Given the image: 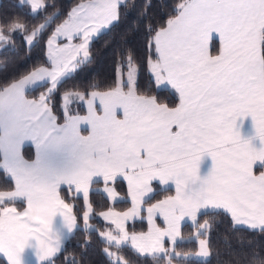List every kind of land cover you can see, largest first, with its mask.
<instances>
[{"label": "crops", "instance_id": "0c3cea01", "mask_svg": "<svg viewBox=\"0 0 264 264\" xmlns=\"http://www.w3.org/2000/svg\"><path fill=\"white\" fill-rule=\"evenodd\" d=\"M123 1L74 4L59 22L71 20L72 14L74 21L79 19L68 25L70 42L59 35L54 42L46 39L49 65L60 62L65 73L72 66L68 63L75 68L84 60L75 57L76 31L87 24L90 42L115 20ZM263 28L264 0L182 3L155 33L157 58L148 61L155 85L175 92L178 100L172 107L136 95L129 87L92 91L84 99L83 112L66 114L64 122L57 123L45 92L37 97L24 93L40 84L35 74L48 65L1 89V165L13 187L0 191V203L24 201L21 208L0 207V256L7 264H41L55 255L77 226L59 188L91 189L90 182L96 179H122L126 195L110 183L93 188L112 202L129 201L125 209L99 212L110 225L101 228L108 243L132 248L126 226L140 217L147 228L180 230L181 223L207 209L226 211L239 226L263 227L264 174L253 171L254 165L264 162L259 49ZM50 45L57 52L67 46V53L61 49L54 54ZM62 108L66 110V102ZM24 145L32 146L31 159L24 156ZM155 185L172 191L144 204ZM121 234L126 235L123 240Z\"/></svg>", "mask_w": 264, "mask_h": 264}, {"label": "trees", "instance_id": "16d2710c", "mask_svg": "<svg viewBox=\"0 0 264 264\" xmlns=\"http://www.w3.org/2000/svg\"><path fill=\"white\" fill-rule=\"evenodd\" d=\"M36 12L31 11L26 2L20 0H0V90L18 80L32 69L49 65L46 58V39L54 27L68 14L70 8L81 0H40ZM186 0H124L117 6L116 18L105 29L97 33L89 42L88 56L66 76L61 78L54 89L46 95L47 105L57 123L65 120L66 114L84 111V99L92 91L114 88L127 90L128 84L121 78L128 62L136 66L133 92L136 95L152 97L156 102L172 107L177 103L175 92L167 86L157 87L148 70V61L157 58L153 37L165 26L167 20L178 12ZM41 25L31 42L25 35ZM259 49L264 75V28L260 31ZM211 51H214L213 49ZM121 69V71L119 70ZM119 70V71H118ZM120 76V79H119ZM46 82L25 89L26 96L37 97L44 92ZM66 95V110L62 108V96ZM67 112V113H66ZM24 156L33 157V148L24 145ZM253 171L263 172L264 162L253 166ZM110 183L119 193L126 195L122 179L111 181L96 179L90 182L89 191L91 213L89 220L95 227L81 226L83 204L81 197L74 195L69 187H60L59 192L70 205L77 226L65 239L61 249L41 264H120L113 256L129 264H171L163 256L140 254L128 244L106 242L98 228L109 227L99 217V212L107 208L125 209L127 199L110 201L99 189L93 187ZM144 200L148 204L171 193L170 187L157 188ZM13 187V181L1 165L0 191ZM14 204L21 208L23 200H8L0 203ZM143 214V211H141ZM203 227L198 234L206 236L208 257L205 259L171 256L175 264H264V226L247 228L236 225L230 215L221 209L199 211L192 223L184 221L180 233L189 235L196 227ZM130 232L144 231L147 228L143 217L127 223ZM176 250H193L196 240L182 239L175 243ZM0 264H7L0 256Z\"/></svg>", "mask_w": 264, "mask_h": 264}, {"label": "rangeland", "instance_id": "374dc122", "mask_svg": "<svg viewBox=\"0 0 264 264\" xmlns=\"http://www.w3.org/2000/svg\"><path fill=\"white\" fill-rule=\"evenodd\" d=\"M25 1H26V3L28 2L31 5L30 9L33 12H36L41 5L40 0H25ZM75 9H77V8H75ZM75 9L73 10L72 13H74ZM73 15L74 14H72V16L70 18L71 20H68V21L66 20L67 22H61V24L58 23L54 27L52 32L47 37V43L56 41L58 35L61 36L62 38H65V39H63V41L67 40L65 42H68V43L70 42L69 40H71V39L69 36L71 34L70 33L71 28H69L68 25H70V22L74 21ZM77 20H79V19H76V21ZM76 21H74V22H76ZM59 25H61V26H59ZM86 26H87V24H84L83 26H81L82 29H79L76 31L78 34L77 35L78 37L75 39V42L78 43V44H76L78 48L75 51V53H76L75 57L80 58V59H85L88 56V48L87 47H88L90 35H89V33H87V31L84 28ZM40 28H41V25H39L35 29L28 32L25 35L26 41L31 42L35 32L38 31ZM3 37L4 36L0 31V39H2ZM69 45H71V44H69ZM49 49L54 54L61 52V49H62V51L67 53L66 52L67 46L66 47L63 46L60 50H58V52L52 45H50ZM68 49H70V46H68ZM65 60H66V57L63 58V61H65ZM73 60H75V59H73ZM67 62H69V60H67ZM59 63L52 62L51 66L50 65H48L47 67L41 66V68H39V70H37V72L35 74L37 83L41 84V83L46 82V86L44 88L45 94H48L49 92H51L54 89L56 82L60 78L69 74L74 68V63H71V62H70V64L68 63V66H70V65H72V66H70L69 69L67 70L68 73H65L66 70L61 71L59 69ZM119 70L121 71V69H119ZM38 72L41 75H38L37 74ZM63 74H65V75H63ZM121 78L128 84L129 88H133V84H134V81L136 78V66L134 63H132V62L127 63V67L125 68L124 73L123 74L121 73ZM119 79H120V76H119ZM65 102H66V96L64 95L62 97V103L61 104L64 105ZM72 191H73L74 195L80 196L81 200H82L83 210L81 213V226L85 227V228L95 227L94 224L89 220V216L91 213V204L89 201L90 189L89 188L83 189V188H77L76 187ZM193 220H194V218H189L186 221L192 223ZM200 231H203L202 226L194 228L189 235L184 236L180 233L178 226H161L158 230L146 228L144 231L130 232L128 235L133 242L132 244H134V246H136V247L132 246L130 239H129V243L131 244L132 248L135 251H137L138 253H140L138 251L140 249L142 252H147V253H140V254L163 256L164 258L168 259L171 264H175V263L171 262V260H170L171 256L183 257V258H197V259H205L208 257L209 251H208L206 236H202V235L198 234ZM98 232H99L101 237L103 236L105 238V235L103 234L101 228H98ZM109 237H111V236H109ZM125 237H126L125 234H121L119 239L123 240ZM189 238H193L196 240V248L195 249L180 251V250H176L174 248V245L177 241L182 240V239L183 240L189 239ZM113 258H114L113 260L119 261L120 264H129L127 261H125L121 258H118L116 256H113Z\"/></svg>", "mask_w": 264, "mask_h": 264}]
</instances>
